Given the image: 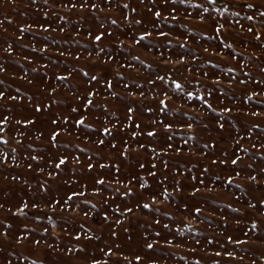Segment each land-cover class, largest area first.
I'll return each mask as SVG.
<instances>
[{
    "label": "rangeland",
    "instance_id": "rangeland-1",
    "mask_svg": "<svg viewBox=\"0 0 264 264\" xmlns=\"http://www.w3.org/2000/svg\"><path fill=\"white\" fill-rule=\"evenodd\" d=\"M0 69V264H264V19L0 0Z\"/></svg>",
    "mask_w": 264,
    "mask_h": 264
},
{
    "label": "snow or ice",
    "instance_id": "snow-or-ice-1",
    "mask_svg": "<svg viewBox=\"0 0 264 264\" xmlns=\"http://www.w3.org/2000/svg\"><path fill=\"white\" fill-rule=\"evenodd\" d=\"M181 2L183 3L184 0H181ZM93 7H95V5H93ZM205 11H207V9H205ZM155 15H156V16H159L160 13H159V12H156ZM202 19H203V18H202ZM220 27H222V25H221ZM249 31H251V29H249ZM102 35H103V34L101 33L100 35L95 36V39H96V40H100L101 37H102ZM145 35H146V34H145ZM161 35H164V33H161ZM141 38H143V37H141ZM137 42H139V41H137ZM0 70H2V69H0ZM60 79H64V77H60ZM93 79H95V77H93ZM175 87H176V89H180L182 86H181L179 83H175ZM91 94H92V93H90L89 95H91ZM3 95H4V93L0 92V96H3ZM188 95H189V97H191L192 94L189 93ZM13 99H15V98H13ZM205 102H206V101H205ZM91 103H92L91 100H88V101H87V104H91ZM161 103H163V101H161ZM39 110H40V109H39V106H37V111H39ZM129 111H131V109H129ZM2 122H3V121H0V123H2ZM26 122L30 123V121H26ZM76 123H78V124H83L84 121H83V119H81V120L76 121ZM166 127H170V125H167ZM189 127H190V125H189ZM221 127H223V125H221ZM104 131H105L106 133H108V132H109V129L105 128ZM57 134H58V133H55V132L52 134V136H51V140H52V141H55V139H56V135H57ZM149 135H152V133H149ZM0 139H3V138L0 137ZM6 142H7V141H5V143H6ZM101 143H102V141H101ZM33 159H36V157H33ZM66 160H67V157H61V158H59V163H57L55 166H56L57 168H59L60 165L64 164ZM232 163L235 164V163H236V160H233ZM29 167H31V165H29ZM89 167H92V166L89 165ZM50 175H51V173H50ZM98 182L102 184V183H103V180H100V181H98ZM143 186H144V185H141V187H143ZM73 195H76V194L73 193ZM164 195H167V192H165ZM68 199L70 200L71 197H69ZM153 199H155V197H153ZM56 203H59V201H56ZM33 206L35 207L36 205H33ZM68 206L70 207V205H68ZM26 207H27V203H24L23 206H22V208H18L16 211H17L18 213H22L23 208H26ZM144 207H145V208H149L150 205H148V204H144ZM128 211H130V209H128ZM196 211H199V209H196ZM3 234H4V235H7V232H5V233H3ZM34 243L39 244L40 241H34ZM152 246H153L152 244H148V245H147V247H149V248H151ZM136 259L139 260L140 257L137 256ZM33 264H36V262H33ZM93 264H98V262L93 261Z\"/></svg>",
    "mask_w": 264,
    "mask_h": 264
},
{
    "label": "water",
    "instance_id": "water-1",
    "mask_svg": "<svg viewBox=\"0 0 264 264\" xmlns=\"http://www.w3.org/2000/svg\"><path fill=\"white\" fill-rule=\"evenodd\" d=\"M184 2H190L196 5L212 6L217 11L231 14H243L250 9L247 4L234 0H184Z\"/></svg>",
    "mask_w": 264,
    "mask_h": 264
},
{
    "label": "flooded vegetation",
    "instance_id": "flooded-vegetation-1",
    "mask_svg": "<svg viewBox=\"0 0 264 264\" xmlns=\"http://www.w3.org/2000/svg\"><path fill=\"white\" fill-rule=\"evenodd\" d=\"M247 4L250 9H248L243 14H233L238 16H247L250 20L257 21L264 19V0H234Z\"/></svg>",
    "mask_w": 264,
    "mask_h": 264
}]
</instances>
